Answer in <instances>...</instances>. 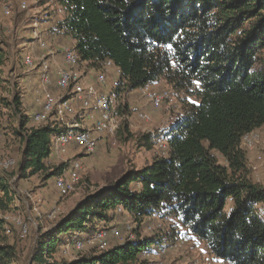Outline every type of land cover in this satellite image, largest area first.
<instances>
[{"label": "trees", "instance_id": "16d2710c", "mask_svg": "<svg viewBox=\"0 0 264 264\" xmlns=\"http://www.w3.org/2000/svg\"><path fill=\"white\" fill-rule=\"evenodd\" d=\"M40 2L63 10L56 25L76 42L80 63L98 71L105 61L114 62L120 71L118 95L165 80L191 100H183L184 114L164 134L168 155L87 195L43 235L32 263L147 264L145 254L184 233L226 264H264V185L250 177L242 146L246 134L264 127V0ZM2 42L0 38V73L10 60ZM54 83L59 89L55 73ZM4 90L10 96H0V108L14 117L11 129L21 141L18 180L61 175L66 164L48 166L59 125L31 124L19 82ZM124 125L123 140H132L134 134ZM154 137L145 133L136 141L151 149ZM13 182L8 170L0 168V215L10 211L16 198ZM119 207L138 228L153 218L165 226L153 237L136 228L135 239L107 251L60 259L61 247L85 230L86 222H109ZM5 225L0 218L3 231ZM16 260L14 245L0 238V264Z\"/></svg>", "mask_w": 264, "mask_h": 264}, {"label": "rangeland", "instance_id": "374dc122", "mask_svg": "<svg viewBox=\"0 0 264 264\" xmlns=\"http://www.w3.org/2000/svg\"><path fill=\"white\" fill-rule=\"evenodd\" d=\"M22 3H26V8L21 7ZM5 8L9 10L8 13L4 12ZM55 8L53 3L41 4L40 0H0V38L10 56V60L2 67L3 73H0L4 79L3 82H0V96H10L4 87L8 83L13 85L19 82L23 92L24 113H30L32 117L39 109L35 98L37 90L40 89V75L37 67L25 64V56L32 55L34 58H39L42 53L47 54L49 49L53 50L52 48L57 45L59 48L73 45L71 37L63 34L57 28L56 22L64 14L63 12L59 13L58 10L54 11ZM34 30H37L41 38L46 41L47 49H43L40 41L33 37ZM77 68L85 78L89 71L87 63H80ZM117 72L112 70L108 74V86L116 87ZM91 74L93 73L91 72ZM110 78L112 84H109ZM149 86L150 90L157 93H168L169 98L164 100L160 107L154 108L149 96L141 88L133 92L121 93V95L116 92V95L112 97V103L115 114L120 119L121 128L119 127L116 135L108 134L99 137L98 148L93 154H86L84 149L76 145L66 147L55 145L54 152L48 160L49 167L66 164L62 173L64 174L68 165L74 160H79L82 166L80 180L75 190L68 196L61 197L59 195L55 177L47 179L45 174H38L18 180L16 176L18 164L8 170L12 181H16L13 182V185H16L15 188L18 191L8 213L26 223L28 228L26 237L20 236V227L15 223L9 224L12 230L10 234H6L0 228V238L8 240L17 250V260L14 264H33L32 253L43 235L83 201L87 195L106 189L130 169L141 168L152 162L155 157L168 155L169 146L164 134L184 114L185 102L183 100H191V98H187L183 93H178L165 80ZM48 90L58 98L63 95L55 83L49 86ZM77 104L74 101V105ZM143 113H146L149 118L142 119L140 114ZM13 119L14 117L7 108H0V127L2 129L0 168H3L1 164L11 157L19 162L21 141L12 132ZM30 119L31 124H39L33 122L32 118ZM54 121V117H52L49 122ZM91 122V118H86V125H90ZM125 123L128 124L129 133L134 134L132 140H123L127 135ZM145 133L155 135L151 149L139 146L136 141ZM252 133L256 134L258 139L252 149L246 148L249 157L248 171L254 181L264 185V127L258 128ZM218 156L223 160L221 155L218 154ZM35 206L37 210L34 209ZM52 214L54 217H50ZM93 224L96 225L95 227L116 225L123 236H126L129 225L138 228L133 217L127 212L116 214L109 222L96 221ZM162 226H165L163 221L154 218L144 223L141 228L139 226L138 230L141 231L142 236H146V233H153ZM134 233L136 236L135 231ZM70 241L71 237L67 242ZM116 243L118 241L112 238L111 245ZM64 249L65 245L59 251L60 259L62 257L72 259L78 256L72 246L66 252ZM158 253L157 258L152 256L153 253L145 254L147 264H151L150 260L153 259L154 264H226L217 260L204 243L192 239L189 234L184 233L179 235V238L171 239L165 247V252L160 253L159 250Z\"/></svg>", "mask_w": 264, "mask_h": 264}, {"label": "built area", "instance_id": "2783aa9c", "mask_svg": "<svg viewBox=\"0 0 264 264\" xmlns=\"http://www.w3.org/2000/svg\"><path fill=\"white\" fill-rule=\"evenodd\" d=\"M22 8H26V3H22ZM5 8L4 12L8 13ZM62 13V9H58ZM33 37L40 41L43 49H47L46 41L41 38L37 30L33 31ZM50 50V49H49ZM65 66L55 68L46 55L42 54L39 58H34L32 55L25 56V64L30 67H37L40 75V89L37 90L35 98L39 109L33 114V122L46 123L54 117L60 131L55 135L54 140L57 145L66 147L76 145L84 149L88 155L96 152L98 148V138L105 135H116L120 127V119L115 114L112 97L116 95L115 87L103 90L108 85V74L117 69L114 62L107 60L102 65L101 69L96 71L93 81H86L83 73L77 68L80 64V59L75 50V45H65L61 48ZM57 76V85L63 92L61 98H58L54 93L48 90V87L53 83V74ZM141 90L150 98L154 108L160 107L164 100L169 98L166 92L157 93L150 90L149 85L141 87ZM74 101L78 104L74 105ZM71 116V117H70ZM142 119H148L146 113L140 114ZM86 118H91L90 125H86ZM2 130L0 127V138ZM258 136L254 133L246 134L242 139V146L252 149L255 145ZM17 160L13 157L5 160L1 165L9 170L17 165ZM82 166L79 160H74L66 168V172L55 177V185L58 188L61 197L71 194L80 180V170ZM36 207V206H35ZM34 209L37 210V207ZM118 213L124 212L123 208L119 207L116 210ZM264 214V209L262 210ZM54 215L52 214V216ZM90 217V216H89ZM0 218L5 221L6 234L12 232L9 224L15 223L20 227V236L26 237L28 228L26 223L19 218L9 213L0 215ZM94 226V228H93ZM93 223H85V230L76 231L71 241L65 244L64 251L66 252L72 246L77 255L95 249L97 252L107 251L111 248V239L114 238L119 244L136 238V227L128 226L127 234L123 236L120 229L116 225L107 227H95ZM165 252V247L160 248V253Z\"/></svg>", "mask_w": 264, "mask_h": 264}, {"label": "crops", "instance_id": "0c3cea01", "mask_svg": "<svg viewBox=\"0 0 264 264\" xmlns=\"http://www.w3.org/2000/svg\"><path fill=\"white\" fill-rule=\"evenodd\" d=\"M62 32V31H61ZM33 40V39H32ZM34 41V40H33ZM71 41H72V44L73 45H75V41L73 40V39H71ZM61 48V47H60ZM59 48V46L57 45V46H55V47H53L52 49L53 50H49L48 51V53L46 54V53H42V54H44V55H46L47 56V58L51 61V63H52V66L54 67V71H55V68H57V67H63V66H65V61H64V58H63V54H62V52H61V49ZM41 54V55H42ZM89 68V67H88ZM116 71H117V69H115ZM91 72L93 73V74H91ZM94 72H95V70L94 69H91V68H89V71H88V74H86V77L84 78L86 81H93L94 79H95V74H94ZM117 78H116V83H117V81H118V79H119V72H117ZM111 75V74H110ZM112 78V77H111ZM111 78H110V80H109V84H112L111 83ZM116 85V84H115ZM109 88H113V86L111 87V86H105L104 88H103V90H106V89H109ZM154 219V218H153ZM153 219H150V221L151 220H153ZM159 232V230H156V231H154L153 233H146L147 235V237H153L155 234H157ZM7 242L9 243V241L7 240ZM153 257H155V258H157L158 257V255H159V253H158V249H156V250H153ZM75 258V257H74ZM156 260V259H155ZM151 261V264H154V259L153 260H150Z\"/></svg>", "mask_w": 264, "mask_h": 264}]
</instances>
